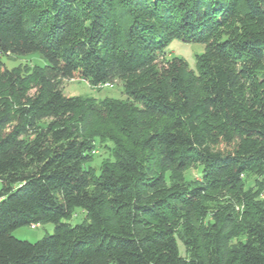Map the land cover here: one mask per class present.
<instances>
[{"label": "trees", "instance_id": "obj_1", "mask_svg": "<svg viewBox=\"0 0 264 264\" xmlns=\"http://www.w3.org/2000/svg\"><path fill=\"white\" fill-rule=\"evenodd\" d=\"M174 40L204 45L196 71ZM0 181V264H264V0H0Z\"/></svg>", "mask_w": 264, "mask_h": 264}, {"label": "rangeland", "instance_id": "obj_2", "mask_svg": "<svg viewBox=\"0 0 264 264\" xmlns=\"http://www.w3.org/2000/svg\"><path fill=\"white\" fill-rule=\"evenodd\" d=\"M204 45L196 43H185L180 40H174L170 43L166 50V57L170 60L172 57L183 59L189 66L190 70L196 71L197 55L204 52ZM2 61L9 70L17 68L21 71L28 72L33 67H43L47 65L46 59L39 53H32L22 56L17 55H2ZM62 90L67 96L81 97V98H96L105 99H125L124 88L121 83H116L113 88L96 89L88 84L85 80H64L61 86ZM99 144V143H98ZM112 144L104 143L102 146L98 145L96 156L92 165L98 169V166L105 160L111 158L110 149ZM202 168L194 167L186 173V179L189 181L201 180ZM2 182L0 181V192L2 190ZM85 220V213L82 209H77L75 216L68 222L72 226L82 224ZM55 232V225L52 223L39 225L38 228L33 229L31 226H24L18 228L13 232V236L18 240L36 243L43 238L53 235ZM179 250L182 256H185V249L183 244L178 241Z\"/></svg>", "mask_w": 264, "mask_h": 264}, {"label": "built area", "instance_id": "obj_3", "mask_svg": "<svg viewBox=\"0 0 264 264\" xmlns=\"http://www.w3.org/2000/svg\"><path fill=\"white\" fill-rule=\"evenodd\" d=\"M114 86H115V84H113V83H106L104 85L99 86L98 88H100V89H102V88H113ZM31 227L33 229H35V228H38L39 225H32Z\"/></svg>", "mask_w": 264, "mask_h": 264}]
</instances>
